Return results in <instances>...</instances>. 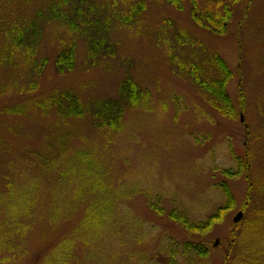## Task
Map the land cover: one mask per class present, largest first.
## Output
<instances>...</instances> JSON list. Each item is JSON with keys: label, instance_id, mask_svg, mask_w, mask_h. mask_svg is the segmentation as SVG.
Listing matches in <instances>:
<instances>
[{"label": "rangeland", "instance_id": "1", "mask_svg": "<svg viewBox=\"0 0 264 264\" xmlns=\"http://www.w3.org/2000/svg\"><path fill=\"white\" fill-rule=\"evenodd\" d=\"M7 1L0 0V15ZM107 1L127 16L124 4L142 0ZM144 1L142 19L116 20L115 57L89 66L86 44L80 42L72 74L55 70L65 31L46 27L35 56L43 61V71L32 99L17 91L29 79L30 62L0 63V264H42L48 256L62 255L65 264H163L170 253L178 264H192L185 258L187 241L210 250L208 260L193 264H264L253 256L264 249V0H181L180 9L170 0ZM22 5L19 0L9 11L16 14ZM228 10L223 35L217 34L219 28L199 26L192 16L195 12L209 26ZM167 20L234 71L228 86L234 119L221 115L172 65ZM176 56L181 58L178 51ZM127 73L152 100L149 108L127 111L126 130L113 141L89 119L57 126L51 116L3 110L64 88L84 101L116 97ZM241 165L239 178L223 175ZM225 182L236 209L206 237L190 235L170 219V212L183 209L204 221L225 202ZM151 200L158 201L162 215L151 209ZM240 211V237L234 242L231 232ZM104 220L107 227L97 228Z\"/></svg>", "mask_w": 264, "mask_h": 264}, {"label": "trees", "instance_id": "2", "mask_svg": "<svg viewBox=\"0 0 264 264\" xmlns=\"http://www.w3.org/2000/svg\"><path fill=\"white\" fill-rule=\"evenodd\" d=\"M18 1L8 0L7 9L0 15V63L4 65L14 63L19 66L23 64L21 58L30 62L29 65L32 66L27 70L29 79L17 88V91L26 95L27 99H32L35 96L40 85L38 79L43 71V61L39 62L35 56L42 45L43 32L46 27L55 25L56 31H65V37L59 39V52L55 60V70L58 75L63 76L74 72L80 42L86 44L88 53L86 58L89 66L101 64L107 58H114L116 41L112 32L116 28V20L121 19L123 22L131 24L133 19H142L147 8V3L144 0L135 4L123 3L129 12V15L123 16L116 13L107 0H100V2L98 0H22L21 9L14 14L9 10L11 5L13 7ZM170 3L177 9L181 8V0H170ZM230 14L231 12L228 10L225 15H219L221 16L220 21L218 23L212 21L209 23L210 25L208 24L209 26L200 23L195 12L192 13V16L199 26L208 27L207 29L219 28L217 34L223 35ZM210 19L212 20V18ZM119 24L123 25V23ZM166 25L172 30L170 35H172L173 44L169 45L168 53L172 65L183 75L190 77L193 83L207 96L209 104L221 115L234 119L236 109L228 92L229 83L234 78V71L229 64L219 54L208 52L203 44L192 40L190 35L180 31L173 22L167 20ZM121 26L119 25L118 28ZM177 51L181 58L176 56ZM19 54L21 56L18 59ZM151 100L150 91L137 84L134 76L127 73L116 97H108V99L92 97L84 101L72 88H64L57 89L45 98H39L25 106L10 108L12 110L8 111V107L5 106L3 110L9 115L15 116L26 115L28 111L41 116H51L55 118L57 126L69 125L75 120L89 119L96 131L111 133L110 141H113V137L123 134L126 130L127 111L139 107L149 108ZM241 101H243V97H241ZM86 162L91 168L92 162L90 160ZM48 163L44 161L42 165ZM43 167L49 168L48 166ZM242 171L241 165L238 171L228 169L224 170L223 174L226 178L233 180L239 178ZM221 188L225 202L204 221L193 219L183 209H175L170 212V219L181 225L184 231L190 235L206 237L236 209V198L228 182L223 183ZM157 202L151 200L149 205L151 209L162 215L163 209L155 206L158 204ZM108 204H110V199L106 200L105 207ZM246 209L247 206L243 207L244 211ZM105 210H109V205ZM108 223L104 220L98 222L96 227L104 229ZM237 229H239V225L234 226L231 232L234 242L240 237ZM231 251L232 248H229V257ZM184 253L188 263L193 264L197 259L208 260L210 250L206 244L187 241L184 244ZM253 256L261 258L263 262V247L256 253L253 252ZM64 260H66L64 255L60 258L48 256L42 260V264H65ZM163 264H178L175 254L170 253L168 261ZM246 264H252L251 260H246Z\"/></svg>", "mask_w": 264, "mask_h": 264}, {"label": "water", "instance_id": "3", "mask_svg": "<svg viewBox=\"0 0 264 264\" xmlns=\"http://www.w3.org/2000/svg\"><path fill=\"white\" fill-rule=\"evenodd\" d=\"M243 217V213L240 212L235 218H234V223H238Z\"/></svg>", "mask_w": 264, "mask_h": 264}]
</instances>
